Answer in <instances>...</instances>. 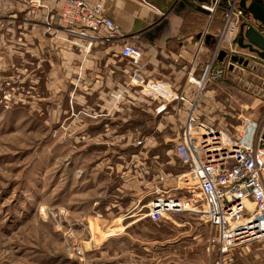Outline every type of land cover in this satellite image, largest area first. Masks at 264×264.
Segmentation results:
<instances>
[{"label": "rangeland", "instance_id": "1", "mask_svg": "<svg viewBox=\"0 0 264 264\" xmlns=\"http://www.w3.org/2000/svg\"><path fill=\"white\" fill-rule=\"evenodd\" d=\"M60 1L0 0V264L261 261L264 241L221 252L174 154L184 125H82L79 70L64 51L79 56L83 43L64 34ZM229 73L237 97L245 79ZM159 199L188 209L154 221Z\"/></svg>", "mask_w": 264, "mask_h": 264}, {"label": "crops", "instance_id": "2", "mask_svg": "<svg viewBox=\"0 0 264 264\" xmlns=\"http://www.w3.org/2000/svg\"><path fill=\"white\" fill-rule=\"evenodd\" d=\"M87 1L103 3L106 16L121 36L111 39L103 31L90 50L80 49L79 56L70 47L64 51L69 72L73 65L79 70L85 103L82 125H185L193 112L200 123L233 139L236 136L228 133L235 129L233 125H242V130L247 125H264V61L241 48L240 28L236 41L242 55L229 65L228 74L240 72V80H245L240 81L239 89L245 92L240 89V95L232 97L227 94L231 85L223 80L209 83L197 99L198 89L189 83L190 73L201 77L211 62L228 65L222 54L225 48L216 50L218 34L232 3L242 13L239 27L248 19L240 7L242 0ZM126 44L143 53L139 72L121 56ZM136 78L144 84H138ZM146 84L162 86L163 98L145 95ZM177 96L186 101L173 100ZM163 106L166 110L160 113ZM232 255L233 251L229 258ZM256 258L261 259L256 264H264V251L256 252Z\"/></svg>", "mask_w": 264, "mask_h": 264}, {"label": "built area", "instance_id": "3", "mask_svg": "<svg viewBox=\"0 0 264 264\" xmlns=\"http://www.w3.org/2000/svg\"><path fill=\"white\" fill-rule=\"evenodd\" d=\"M58 6L57 16L64 34L82 42V47L87 50L100 40L103 31L111 39L121 36L118 27L106 16L101 2L61 0ZM241 14L235 2L232 3L218 34L216 50L225 48L222 54L228 59V65L216 66L211 62L201 77L189 74V83L198 89L197 99L209 83L223 81L229 65L234 64L233 59L242 55L236 41ZM121 56L130 60L137 72L143 67V53L138 47L126 44ZM136 81L144 84L138 78ZM145 86V95L153 93L157 98H163L162 86ZM173 98L186 101L184 97ZM165 110L163 106L159 112ZM244 128L241 139H233L200 123L191 112L174 147L175 157L187 170V182L198 190L202 202L200 212L218 232V244L223 254L250 242L264 241V125ZM184 208L178 200L159 199L152 204L150 218L159 221Z\"/></svg>", "mask_w": 264, "mask_h": 264}, {"label": "water", "instance_id": "4", "mask_svg": "<svg viewBox=\"0 0 264 264\" xmlns=\"http://www.w3.org/2000/svg\"><path fill=\"white\" fill-rule=\"evenodd\" d=\"M240 7L248 19L240 27L239 45L264 61V1L242 0Z\"/></svg>", "mask_w": 264, "mask_h": 264}, {"label": "bare ground", "instance_id": "5", "mask_svg": "<svg viewBox=\"0 0 264 264\" xmlns=\"http://www.w3.org/2000/svg\"><path fill=\"white\" fill-rule=\"evenodd\" d=\"M248 138H249V136L246 137V140H247ZM224 139L228 140L227 136H224ZM185 208L188 209L187 206H185Z\"/></svg>", "mask_w": 264, "mask_h": 264}, {"label": "flooded vegetation", "instance_id": "6", "mask_svg": "<svg viewBox=\"0 0 264 264\" xmlns=\"http://www.w3.org/2000/svg\"><path fill=\"white\" fill-rule=\"evenodd\" d=\"M264 1V0H263Z\"/></svg>", "mask_w": 264, "mask_h": 264}]
</instances>
